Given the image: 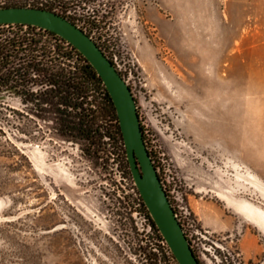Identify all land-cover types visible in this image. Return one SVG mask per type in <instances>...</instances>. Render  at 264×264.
I'll list each match as a JSON object with an SVG mask.
<instances>
[{"label": "rangeland", "instance_id": "1", "mask_svg": "<svg viewBox=\"0 0 264 264\" xmlns=\"http://www.w3.org/2000/svg\"><path fill=\"white\" fill-rule=\"evenodd\" d=\"M16 6L65 12L114 62L133 92L146 145L201 264H264V227L251 218L244 216L258 244L251 259L243 254L238 234H210L201 224L204 201L228 213H238L240 204L264 212V177L247 169L251 155L241 161L239 154L225 153L216 144L219 132L199 122L208 123L211 116L194 112L195 90H201V105L209 106L217 82L243 73L228 64H195L201 52L217 56L199 49L195 40V2L0 0V8ZM221 15L227 21L226 13ZM243 37L250 40V56L264 58L261 6L251 3ZM39 39L44 50L40 62L51 71V36L33 29H0L6 65L0 77L20 70L11 78L15 82L0 86V264H174L161 234L150 226L119 149L107 138L75 139L59 130L52 86L43 76V85L35 82ZM238 51L237 43L230 55ZM261 70L244 71L250 86L242 100L251 109L246 116L264 133ZM231 89L236 103L238 87ZM39 95L46 99L40 106Z\"/></svg>", "mask_w": 264, "mask_h": 264}, {"label": "crops", "instance_id": "2", "mask_svg": "<svg viewBox=\"0 0 264 264\" xmlns=\"http://www.w3.org/2000/svg\"><path fill=\"white\" fill-rule=\"evenodd\" d=\"M188 2L191 0H178ZM195 2L193 22L195 23L194 35L196 42L200 43L199 49L215 51V57H207L203 52L200 58L195 60L199 65L223 66L225 64L237 67L243 73L235 79H222L217 82L216 91L210 94V105H201V90L194 91V112L209 114L210 121L199 119L203 127L219 132L220 144L225 147L227 154H239L241 161H245L251 155V165L248 170L256 177H264V133L258 131L256 122L248 116L250 108L244 105L243 92L249 89V75L244 71L249 67H262L264 73V58L250 56L252 49L250 40L243 37V30L247 13H251V3L261 6L264 11V0H192ZM221 13H226L227 21ZM190 22V12L184 13ZM238 43V53L230 55V51ZM264 78V77H263ZM264 87V80L261 82ZM236 85L237 102L231 86ZM255 92L257 88L255 87ZM199 91V92H198ZM257 108H252V110ZM237 115V116H235ZM218 142V143H217ZM228 146L232 149L228 150ZM202 227L210 234L226 232L231 235L238 234L241 237L242 252L248 258L257 254V241L252 236L245 218L241 213H228L221 205L204 201L202 204ZM246 217V216H245ZM249 221V219L247 218ZM232 236H228L231 238ZM248 241V242H247Z\"/></svg>", "mask_w": 264, "mask_h": 264}, {"label": "water", "instance_id": "3", "mask_svg": "<svg viewBox=\"0 0 264 264\" xmlns=\"http://www.w3.org/2000/svg\"><path fill=\"white\" fill-rule=\"evenodd\" d=\"M2 25H27L53 33L92 65L113 101L131 176L151 219L178 264H200L146 147L133 92L98 44L67 18L44 9L0 8Z\"/></svg>", "mask_w": 264, "mask_h": 264}, {"label": "trees", "instance_id": "4", "mask_svg": "<svg viewBox=\"0 0 264 264\" xmlns=\"http://www.w3.org/2000/svg\"><path fill=\"white\" fill-rule=\"evenodd\" d=\"M43 9H48L56 13L54 9ZM57 14L76 24L72 18L66 16L65 12H58ZM81 29L85 31L83 28ZM86 33L91 37L90 33ZM47 34L55 41L54 61L50 69L51 71L46 70L40 62L39 73L40 78L42 76L43 78L46 77L47 82L52 86L51 104L56 123L60 128L59 130L75 139L89 140L95 138L96 135L99 138L109 139L119 149L120 156L123 158L126 170L128 171L127 174L131 175L116 109L102 79L92 65L73 46L53 33L48 32ZM20 44H25L24 39H21ZM40 53L42 55L44 54L42 47H40ZM110 61L115 65L112 60ZM5 67V63H0V72ZM19 71L14 70L5 77L1 76L0 86H8L10 82L14 81L11 78L15 77ZM43 84L40 81V85ZM40 102L41 104L42 102H46L44 96L40 98ZM141 127L146 144L145 129L142 124ZM149 154L154 163L150 151ZM155 168L157 169L156 165ZM136 193L140 205L146 212L152 230L159 233L137 190ZM159 238L165 245L169 260L174 264H178L170 249L165 244L164 239L160 235ZM199 263L201 264L200 261Z\"/></svg>", "mask_w": 264, "mask_h": 264}, {"label": "bare ground", "instance_id": "5", "mask_svg": "<svg viewBox=\"0 0 264 264\" xmlns=\"http://www.w3.org/2000/svg\"><path fill=\"white\" fill-rule=\"evenodd\" d=\"M236 210L245 215L246 218H251L252 222L259 227H264V212L254 209L250 205L240 204L236 207ZM250 220V219H249Z\"/></svg>", "mask_w": 264, "mask_h": 264}, {"label": "flooded vegetation", "instance_id": "6", "mask_svg": "<svg viewBox=\"0 0 264 264\" xmlns=\"http://www.w3.org/2000/svg\"><path fill=\"white\" fill-rule=\"evenodd\" d=\"M37 9H40V8H37ZM40 39L38 40V41H35V51H36V53H37V62H36V67H35V72L37 73V75H38V79L37 80H35V82L36 83H38V85H39V87H40V73H39V69H40ZM3 53H2V51H0V63H4V60H5V58H3ZM1 73V72H0ZM37 101V103L39 104V106H40V95H39V98L36 100Z\"/></svg>", "mask_w": 264, "mask_h": 264}, {"label": "built area", "instance_id": "7", "mask_svg": "<svg viewBox=\"0 0 264 264\" xmlns=\"http://www.w3.org/2000/svg\"><path fill=\"white\" fill-rule=\"evenodd\" d=\"M10 27H12V28H24V29H26V30H28V29H33V30H37V31H40V32H45V33H48V32H46V31H44V30H42V29H40V28H37V27H32V26H27V25H2V26H0V29L1 28H10ZM162 183V182H161ZM162 185H163V183H162ZM163 187H164V185H163ZM164 189H165V187H164ZM165 191H166V189H165ZM177 216V215H176ZM177 218H178V216H177ZM179 220V219H178Z\"/></svg>", "mask_w": 264, "mask_h": 264}]
</instances>
